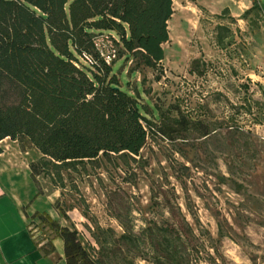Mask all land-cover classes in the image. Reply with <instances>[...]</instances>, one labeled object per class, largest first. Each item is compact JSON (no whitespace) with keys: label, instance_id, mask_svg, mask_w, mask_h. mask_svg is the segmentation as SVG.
I'll use <instances>...</instances> for the list:
<instances>
[{"label":"rangeland","instance_id":"obj_1","mask_svg":"<svg viewBox=\"0 0 264 264\" xmlns=\"http://www.w3.org/2000/svg\"><path fill=\"white\" fill-rule=\"evenodd\" d=\"M173 10L163 71L146 68L142 81L143 74H128L123 58L113 70L134 90L151 89L144 101L161 111L176 101L196 118L204 106L209 137L200 138L194 128L175 140L151 137L129 168L119 160L103 161L96 170L64 173L63 185L43 175L33 182L87 248L116 250L108 264H153V248L116 239L125 229L143 239L146 226L180 218L177 208L194 230L188 264H264V112L254 90L240 81L250 66L232 45L239 23L207 13L201 2L175 0ZM241 25L248 33L250 23ZM158 73L163 76L156 82ZM15 142L29 167L41 157Z\"/></svg>","mask_w":264,"mask_h":264},{"label":"trees","instance_id":"obj_2","mask_svg":"<svg viewBox=\"0 0 264 264\" xmlns=\"http://www.w3.org/2000/svg\"><path fill=\"white\" fill-rule=\"evenodd\" d=\"M173 14V0H0V142L10 138L23 151L41 153L30 164L33 181L43 175L63 185L64 173L96 170L103 161L129 168L151 137L175 140L191 128L209 137L204 106L196 118L176 101L161 111L144 101L151 89L134 90L113 70L123 58L128 74H143L142 81L146 68L163 71ZM103 32L118 38V58L111 65L98 59L93 67L82 55L98 57L93 38ZM193 64L198 68L199 61ZM175 213L180 218L172 223L146 226L143 239L125 229L116 241L153 248V264H188L194 230L179 208ZM32 223L42 230L35 242L44 253L54 250V239L64 241L66 264H108L115 254L107 245L90 250L77 228L47 212L34 213Z\"/></svg>","mask_w":264,"mask_h":264},{"label":"crops","instance_id":"obj_3","mask_svg":"<svg viewBox=\"0 0 264 264\" xmlns=\"http://www.w3.org/2000/svg\"><path fill=\"white\" fill-rule=\"evenodd\" d=\"M190 2H201L207 13L231 17L239 23L238 30L234 31L232 45H237L238 52H244L250 62V67L245 68L240 81L245 82L243 86L247 90L248 86L253 87L255 101L264 112V0ZM246 17L248 20L244 21ZM246 21L250 23L248 33L245 32L249 38L241 27ZM251 40L256 46H252ZM8 140L11 141L10 144ZM15 144L10 138L0 142V264H66L64 241L61 238L53 240L52 252L44 253L31 235L30 218L36 212H47L62 225H69L62 221L47 199L43 201V197L38 195L30 175L29 163L25 164L22 160V152Z\"/></svg>","mask_w":264,"mask_h":264},{"label":"built area","instance_id":"obj_4","mask_svg":"<svg viewBox=\"0 0 264 264\" xmlns=\"http://www.w3.org/2000/svg\"><path fill=\"white\" fill-rule=\"evenodd\" d=\"M93 44L98 54V57H95L94 55L88 53H84L82 55V60L86 64L96 67L99 64L98 59H100L104 63L111 65L113 61L118 58V38L113 33L103 32L95 35L93 38ZM240 58L242 59L243 63L247 65L250 64L249 59L244 54H241ZM251 90H254L253 87H249V91ZM29 229L34 239H39V237H41L42 230L37 223L30 224Z\"/></svg>","mask_w":264,"mask_h":264}]
</instances>
